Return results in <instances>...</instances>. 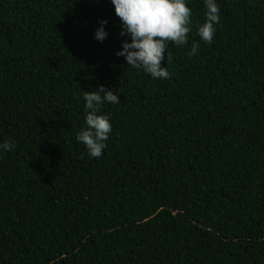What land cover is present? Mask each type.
Instances as JSON below:
<instances>
[{
	"label": "trees",
	"instance_id": "1",
	"mask_svg": "<svg viewBox=\"0 0 264 264\" xmlns=\"http://www.w3.org/2000/svg\"><path fill=\"white\" fill-rule=\"evenodd\" d=\"M215 2L212 43L187 0L153 79L116 55L110 0H0V264H264V0ZM99 86L119 104L96 159L75 137Z\"/></svg>",
	"mask_w": 264,
	"mask_h": 264
},
{
	"label": "clouds",
	"instance_id": "2",
	"mask_svg": "<svg viewBox=\"0 0 264 264\" xmlns=\"http://www.w3.org/2000/svg\"><path fill=\"white\" fill-rule=\"evenodd\" d=\"M115 15L120 20L121 36H128L130 42H122V50L117 56L124 57L127 65L133 69L142 70L153 79H168L171 73L161 64L167 59L171 63L173 56L169 46H186L188 36L192 31V10L187 6V0H110ZM205 22L197 23L196 35L205 44H211L216 25L220 22V9L215 0H204ZM100 21V27L95 30L94 38L102 42L107 33ZM199 43L193 42L189 56L196 55ZM83 93L85 126L76 134V140L83 144L87 155L100 158L109 135L112 124L108 115L100 114L104 104H119L117 94L99 86L96 90ZM16 147L15 141L0 144V150L11 151ZM83 158V157H81Z\"/></svg>",
	"mask_w": 264,
	"mask_h": 264
}]
</instances>
